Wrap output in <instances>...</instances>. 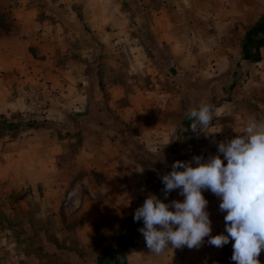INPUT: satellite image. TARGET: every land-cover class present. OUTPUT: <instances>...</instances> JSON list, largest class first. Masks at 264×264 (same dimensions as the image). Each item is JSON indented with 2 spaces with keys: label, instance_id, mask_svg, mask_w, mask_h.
Listing matches in <instances>:
<instances>
[{
  "label": "rangeland",
  "instance_id": "1",
  "mask_svg": "<svg viewBox=\"0 0 264 264\" xmlns=\"http://www.w3.org/2000/svg\"><path fill=\"white\" fill-rule=\"evenodd\" d=\"M259 26L264 0H0V264L97 263L109 218L83 210L101 198L105 148L124 141L114 131L136 128L131 97L155 124L221 107L203 143L216 150L264 120Z\"/></svg>",
  "mask_w": 264,
  "mask_h": 264
},
{
  "label": "crops",
  "instance_id": "2",
  "mask_svg": "<svg viewBox=\"0 0 264 264\" xmlns=\"http://www.w3.org/2000/svg\"><path fill=\"white\" fill-rule=\"evenodd\" d=\"M259 29L262 31L264 28L259 26ZM21 30L14 35V39H19ZM135 100H132L131 97L130 105H125L123 108L126 113L128 112L124 120L136 128L133 130L119 128L114 131L118 136L124 138V141L120 142V146L110 145L105 148L106 151L103 153V159H101L103 167H100L103 168L105 175L99 182L100 188L97 190L101 198L99 200L87 198L89 205L83 210L84 216L95 217L98 219L97 222L106 217L109 218L108 233L104 229L102 230L106 234L105 241L103 239L101 242H97V248L92 246L98 250L97 263L95 264H110L107 261V255L109 259L112 258L113 263L116 260H123L125 264H159V259L151 256L145 239L141 240L143 235L139 229L143 227V220L134 221L136 209L143 205L150 194H155L165 203H170L173 200L183 201L184 197L179 194L178 189L165 197L162 176L171 172L172 164L178 160L191 162L194 156H203L207 160L209 156H214L217 153L214 147L211 148L203 144L206 137L214 139L215 135L212 132L215 129L209 128V134L194 133L190 126L191 122L187 118V113L193 108H198L200 103L186 107L180 116L174 115V110L172 112L167 110L165 121L162 120L161 123L155 124L147 116L144 120L139 118L141 110H137ZM119 104L122 102L119 101ZM215 108L217 111L221 109L219 106H215ZM169 113L173 115L170 117L168 116ZM218 113L221 114V110ZM221 116L214 117L213 120L220 121L219 117ZM139 120H141L140 123ZM125 142H128V145ZM118 150L121 153L118 154ZM139 151L147 153L146 158L141 159L137 155ZM96 159L97 157L93 155L90 160L95 163ZM203 195L208 201L206 210L211 220V235L227 234L224 220L226 213L220 211V198L208 190H205ZM103 221L106 223L107 218ZM89 224L92 226V232H96L94 223L89 221ZM83 239L84 236L82 237L84 242L81 246L85 245V251L88 252L91 246H88L89 241L85 244L87 238ZM208 239L205 237L204 243L199 248L167 249L165 253L161 254L160 264H236L230 256L233 253L234 241L230 239L228 244L222 248H217L210 245ZM71 252H67L68 262L74 264L91 263L89 256L76 259L70 256L72 255ZM139 252H145L150 256L146 255L140 258ZM65 255H63L64 260ZM225 256L229 257V260H223ZM259 261L260 264H264V249L259 255Z\"/></svg>",
  "mask_w": 264,
  "mask_h": 264
},
{
  "label": "clouds",
  "instance_id": "3",
  "mask_svg": "<svg viewBox=\"0 0 264 264\" xmlns=\"http://www.w3.org/2000/svg\"><path fill=\"white\" fill-rule=\"evenodd\" d=\"M221 115L212 104L201 103L187 118L194 133L209 134L213 118ZM236 133L217 145V155L207 160L203 156H194L191 162L178 160L162 176L165 197L178 189L183 201L165 203L150 194L136 209L134 221L143 220L139 231L150 252L161 255L169 248H199L205 237L210 245L222 248L231 239V259L236 264H260L264 249V120L250 118ZM205 190L220 198L227 234L211 235Z\"/></svg>",
  "mask_w": 264,
  "mask_h": 264
}]
</instances>
